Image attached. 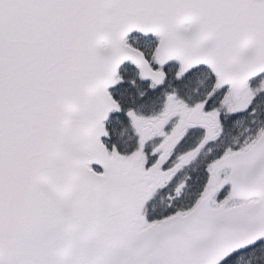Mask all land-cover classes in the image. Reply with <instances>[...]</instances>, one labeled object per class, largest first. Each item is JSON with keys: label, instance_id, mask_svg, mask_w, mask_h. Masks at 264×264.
Segmentation results:
<instances>
[{"label": "snow or ice", "instance_id": "1", "mask_svg": "<svg viewBox=\"0 0 264 264\" xmlns=\"http://www.w3.org/2000/svg\"><path fill=\"white\" fill-rule=\"evenodd\" d=\"M0 264H264V0H0Z\"/></svg>", "mask_w": 264, "mask_h": 264}]
</instances>
